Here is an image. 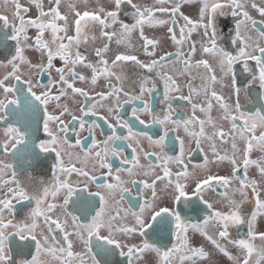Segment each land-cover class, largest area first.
<instances>
[{
	"label": "snow or ice",
	"instance_id": "snow-or-ice-1",
	"mask_svg": "<svg viewBox=\"0 0 264 264\" xmlns=\"http://www.w3.org/2000/svg\"><path fill=\"white\" fill-rule=\"evenodd\" d=\"M225 260L264 264V0H0V264Z\"/></svg>",
	"mask_w": 264,
	"mask_h": 264
},
{
	"label": "flooded vegetation",
	"instance_id": "flooded-vegetation-1",
	"mask_svg": "<svg viewBox=\"0 0 264 264\" xmlns=\"http://www.w3.org/2000/svg\"><path fill=\"white\" fill-rule=\"evenodd\" d=\"M22 2H23V0H22ZM146 2H150V0H146ZM59 61H57V64L59 65ZM101 84H102V82H101ZM79 86V85H78ZM97 90H101L100 88H98ZM161 92H162V86H161ZM122 99H123V97H122ZM127 109H128V116H130L131 115V105H126L125 106ZM100 112H101V114H106V112L103 110V109H100ZM141 118H144V119H147V117L146 116H142ZM97 131V138L98 139H102V137L99 135V133H100V129H97L96 130ZM82 135H87V133L85 132V133H83ZM144 144H145V146L147 145V142L146 141H144ZM127 152H130V149H126V154H127ZM118 161H116V164H117V166H118ZM135 192V189H133V193ZM214 195V194H213ZM224 264H227V261L225 260V262H224Z\"/></svg>",
	"mask_w": 264,
	"mask_h": 264
}]
</instances>
